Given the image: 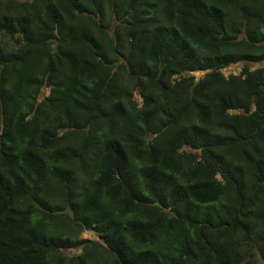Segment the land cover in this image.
Segmentation results:
<instances>
[{
	"label": "trees",
	"instance_id": "obj_1",
	"mask_svg": "<svg viewBox=\"0 0 264 264\" xmlns=\"http://www.w3.org/2000/svg\"><path fill=\"white\" fill-rule=\"evenodd\" d=\"M260 63L264 0H0V264H264Z\"/></svg>",
	"mask_w": 264,
	"mask_h": 264
},
{
	"label": "rangeland",
	"instance_id": "obj_2",
	"mask_svg": "<svg viewBox=\"0 0 264 264\" xmlns=\"http://www.w3.org/2000/svg\"><path fill=\"white\" fill-rule=\"evenodd\" d=\"M264 65V63H260V64H255V65H252V66H261V65ZM239 67L240 65L238 63L236 64H233L231 65L230 67H228L227 69H223V72L225 74H228V72H234V73H237L238 70H239ZM43 93H47V90H44ZM82 237H86V238H90V239H97V234L94 233V232H91V231H85L83 234H81ZM80 251H77V250H70L68 252V254H73V253H79Z\"/></svg>",
	"mask_w": 264,
	"mask_h": 264
}]
</instances>
